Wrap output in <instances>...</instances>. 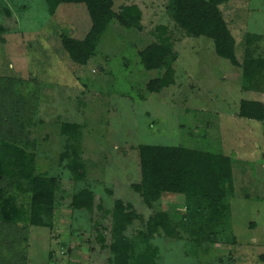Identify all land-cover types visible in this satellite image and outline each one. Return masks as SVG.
<instances>
[{"label": "rangeland", "instance_id": "obj_1", "mask_svg": "<svg viewBox=\"0 0 264 264\" xmlns=\"http://www.w3.org/2000/svg\"><path fill=\"white\" fill-rule=\"evenodd\" d=\"M167 3L113 0L116 13L126 5L140 9L142 30L113 22L95 56L77 66L59 36L85 37L91 22L83 4H61L50 14L45 0H0V102L5 104L0 113L8 119L7 107L30 112L33 105L25 127L14 131L22 120L14 117L9 133H28L36 172L58 181L52 230L27 229V264H109L110 212L118 199L144 220L128 227V237L144 231L155 212H166L173 222L181 219L182 195H165L147 208L132 191L139 181V144L208 151L228 157L232 165L230 228L200 246L181 231L175 239L157 233L150 239L158 249L156 264H264V122L238 116L240 101L262 96L241 89V69L217 57L210 39L187 37L167 13ZM219 9L235 38L236 60L244 59L248 33L263 36L251 48L255 57H264V0H230ZM159 26L166 28L176 54L169 63L174 83L151 93L146 84L166 67L144 70L137 52L156 40ZM15 88L31 106L17 98ZM63 122L84 127V182L73 181L59 162ZM83 188L96 199L91 213L70 208L73 194Z\"/></svg>", "mask_w": 264, "mask_h": 264}, {"label": "trees", "instance_id": "obj_2", "mask_svg": "<svg viewBox=\"0 0 264 264\" xmlns=\"http://www.w3.org/2000/svg\"><path fill=\"white\" fill-rule=\"evenodd\" d=\"M229 1L168 0L166 10L187 37L210 39L217 57L241 69L243 91L264 93V57L262 54L255 57L251 48L263 40V36L245 35L244 59L239 63L235 58V38L219 9ZM45 4L50 14H54L61 4H83L86 7L91 26L85 37L76 40L69 35L59 36L63 50L77 66L86 65L95 56L99 43L113 22L127 30H142V13L136 5L121 6L116 13L113 0H45ZM157 30L156 40L137 52L144 70L159 71L166 67L161 77H155L146 84L151 93H159L174 83L169 63L176 59V54L170 38L166 36V28L159 26ZM15 90L17 98L30 105L25 96L22 98L20 89ZM4 94L7 95L6 92ZM0 104L4 108L5 104ZM7 109L8 119L7 113H0L3 116L0 117V264H27V229L52 230L58 181L55 177L36 172L28 133L23 137L9 133V129L15 126L14 117H22L14 131L25 127L27 114L31 113L33 105L30 112L18 107ZM238 116L263 123L264 104L242 100ZM83 129L77 123L60 124L64 140L59 162L75 182L86 179L82 158ZM136 154L139 181L132 184L131 189L141 197L143 204L152 208L165 195H182L186 213L178 222H173L166 212H155L144 223V231L128 237V227L135 221L143 223L144 220L131 204L115 200L110 212L113 241L109 246V264H156L158 249L150 244V239L160 232L168 239H175L181 231L200 246L204 241L214 243L220 232L230 228L229 200L234 196V186L228 157L182 146L148 144H139ZM95 204L93 192L83 188L73 194L70 208L91 213Z\"/></svg>", "mask_w": 264, "mask_h": 264}, {"label": "crops", "instance_id": "obj_3", "mask_svg": "<svg viewBox=\"0 0 264 264\" xmlns=\"http://www.w3.org/2000/svg\"><path fill=\"white\" fill-rule=\"evenodd\" d=\"M251 93H253V92H251ZM253 94H255V93H253ZM260 95L262 96L261 98H258V99H250V100H247V101H258V102H261V103L264 104V93H260Z\"/></svg>", "mask_w": 264, "mask_h": 264}]
</instances>
